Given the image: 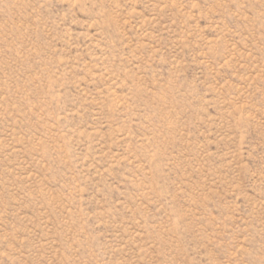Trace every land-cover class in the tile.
Wrapping results in <instances>:
<instances>
[{"label":"rangeland","instance_id":"1","mask_svg":"<svg viewBox=\"0 0 264 264\" xmlns=\"http://www.w3.org/2000/svg\"><path fill=\"white\" fill-rule=\"evenodd\" d=\"M0 264H264V0H0Z\"/></svg>","mask_w":264,"mask_h":264}]
</instances>
